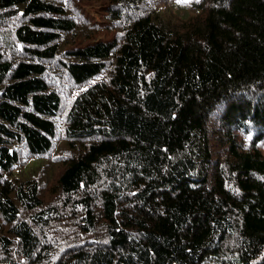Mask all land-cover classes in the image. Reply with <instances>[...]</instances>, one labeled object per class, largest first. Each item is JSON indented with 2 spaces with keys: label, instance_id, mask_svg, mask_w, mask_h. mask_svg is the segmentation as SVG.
I'll return each mask as SVG.
<instances>
[{
  "label": "trees",
  "instance_id": "obj_1",
  "mask_svg": "<svg viewBox=\"0 0 264 264\" xmlns=\"http://www.w3.org/2000/svg\"><path fill=\"white\" fill-rule=\"evenodd\" d=\"M104 1L118 34L72 44L61 61L83 84L61 127L83 146L56 197L80 232L48 243L39 233L56 206L40 208L35 176H4L17 144L31 156L52 147L62 97L42 61L76 24L64 2L0 0V26L17 18L0 40L29 58L0 51V254L7 264H264V0H189L196 12L179 23L159 18L177 0ZM213 112L221 157L209 145Z\"/></svg>",
  "mask_w": 264,
  "mask_h": 264
},
{
  "label": "rangeland",
  "instance_id": "obj_2",
  "mask_svg": "<svg viewBox=\"0 0 264 264\" xmlns=\"http://www.w3.org/2000/svg\"><path fill=\"white\" fill-rule=\"evenodd\" d=\"M54 3H59L66 5V16L72 17L75 21V28L70 30V32H62L60 33L59 41H57L58 48L52 57H47L43 59L42 63L46 67V71H44V77L47 80L48 87L55 89L60 93L62 99V107L58 112V116L55 118L57 122L56 126V134L53 138V144L51 149L46 154L41 155H33L27 151L25 146L22 143L17 144L16 149L18 151L19 161L18 164L13 169H10V173L5 174V178H10V180L20 183V180L32 177H36V183L38 184L39 198L41 200L40 208H48L49 206H56L58 213L60 214L59 219H54L50 221V223L46 224V234H40L41 239L45 242L51 243L55 241L60 235L70 236L72 234H78L75 227L72 223H76L74 216V211L67 208V205L61 201H59L57 195V177L60 175L62 171V167H64L67 160L73 155L74 158L77 156L76 153L83 146V141H70L69 138L63 134L62 127L63 126V113L67 108L69 101L72 99V95H74L83 84L75 85L71 82L69 75L66 73L64 65L61 61L65 60V49H69L70 45L86 42L90 39H98L100 38H111V36H115L118 34L120 28L119 23L112 19L108 14L104 13L106 9L107 2L104 0H52ZM152 0L147 1L151 4ZM189 2V0H188ZM188 2H180L179 8L167 7L166 10H162L159 13V18L166 21L174 20L179 23L183 18L194 16L196 11L186 10L188 7ZM165 1V6H166ZM69 8V9H68ZM17 18H12L9 24H4V26H0V31L9 32L12 34L14 27H12V23L14 25L15 20ZM22 19V18H20ZM7 22L6 20H4ZM13 35V34H12ZM14 38V37H13ZM14 41V47L12 50L6 46L0 40V51H4V56L8 59H24L28 58L25 53V45H22L16 40ZM29 59V58H28ZM31 59V57H30ZM34 59V58H32ZM109 66H111L112 57H108ZM109 69V68H108ZM107 69L96 77L97 80L103 78ZM85 86V85H84ZM218 114L216 116V112L212 113V115L208 118V127L210 131L209 135V145L212 149V153L214 156L221 157L225 154V146L222 140H220V136H222L223 130L217 126ZM230 131V129H227ZM241 129H238V137L243 139V135L247 133V130L240 132ZM251 133L254 130L250 129ZM243 134V135H242ZM56 186V189L54 190ZM20 210V209H19ZM19 212V217H27V214H31L30 211H22ZM0 227L2 228L0 234L6 233L8 236V228L9 224H7L3 218L0 216ZM37 227V226H36ZM35 227V228H36ZM11 237V236H10ZM15 252V251H13ZM11 254V253H10ZM12 258V254L10 255ZM15 259H20L18 254L14 255ZM9 258L8 256H4L0 254V264H7ZM21 260V259H20ZM12 261V259H11ZM29 261V260H28ZM26 263V262H25ZM11 264H16L13 261ZM31 264V263H29Z\"/></svg>",
  "mask_w": 264,
  "mask_h": 264
},
{
  "label": "snow or ice",
  "instance_id": "obj_3",
  "mask_svg": "<svg viewBox=\"0 0 264 264\" xmlns=\"http://www.w3.org/2000/svg\"><path fill=\"white\" fill-rule=\"evenodd\" d=\"M177 2L179 3V2H188V0H177Z\"/></svg>",
  "mask_w": 264,
  "mask_h": 264
}]
</instances>
